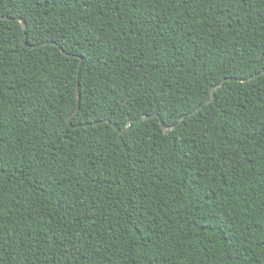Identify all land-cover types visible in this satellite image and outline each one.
Wrapping results in <instances>:
<instances>
[{"label": "trees", "instance_id": "obj_1", "mask_svg": "<svg viewBox=\"0 0 264 264\" xmlns=\"http://www.w3.org/2000/svg\"><path fill=\"white\" fill-rule=\"evenodd\" d=\"M0 264H264V0H0Z\"/></svg>", "mask_w": 264, "mask_h": 264}, {"label": "water", "instance_id": "obj_2", "mask_svg": "<svg viewBox=\"0 0 264 264\" xmlns=\"http://www.w3.org/2000/svg\"><path fill=\"white\" fill-rule=\"evenodd\" d=\"M2 19H3V18H2ZM19 22L23 25V28L26 30V29H27V25H26L25 20H24L23 18H20V19H19ZM25 46H26V47H29V45H28V43H27V40L25 41ZM82 64H83V61H82L81 64H80V70H81ZM227 81H230V79L225 80L224 82H222V84L220 85V88H223L224 85H225V83H226ZM218 88H219V87H216V88H214V89L212 90V97H211V99H210L205 105H208V104L213 103V101L215 100V95H216V92H217ZM79 102H80V98H79ZM205 105L202 106L201 108H199L197 111H194V112H192L191 114H188V115L184 116V117L180 120V122H179L178 125L182 124V123L186 120V118H188V117H190V116L196 114L197 112H200V111L205 107ZM77 111H79V108H78ZM154 117L160 118L158 114H155V115H152V116H150V117H146V116H145V117H143V118H141V119H139V120L130 121L129 124H128V127H127L126 130H124V131H120V130L118 129V127L115 126V125H113V126H114V128H115L117 131H119L121 134H124L127 130H129V128L131 127L132 124H137V123H140V122H142V121H144V120H146V119H151V118H154ZM69 121H70V119H69ZM108 123L111 124V122H109V121H108ZM161 125H162V128H163V130H164V132H165L166 135L170 134L171 130H174V129L177 128V126H175L173 129H170V128L167 127L162 121H161Z\"/></svg>", "mask_w": 264, "mask_h": 264}]
</instances>
